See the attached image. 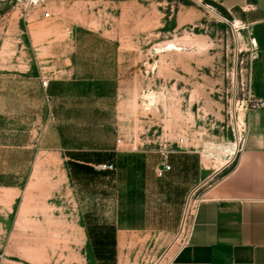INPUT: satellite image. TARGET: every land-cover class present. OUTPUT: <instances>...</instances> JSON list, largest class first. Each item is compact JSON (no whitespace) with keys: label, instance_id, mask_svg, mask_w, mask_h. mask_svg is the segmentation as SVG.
Wrapping results in <instances>:
<instances>
[{"label":"rangeland","instance_id":"obj_1","mask_svg":"<svg viewBox=\"0 0 264 264\" xmlns=\"http://www.w3.org/2000/svg\"><path fill=\"white\" fill-rule=\"evenodd\" d=\"M256 56L212 0H0V264H117V218L141 227L120 260L166 264L208 187L197 158L202 179L242 134ZM109 145L119 167L67 160Z\"/></svg>","mask_w":264,"mask_h":264},{"label":"crops","instance_id":"obj_2","mask_svg":"<svg viewBox=\"0 0 264 264\" xmlns=\"http://www.w3.org/2000/svg\"><path fill=\"white\" fill-rule=\"evenodd\" d=\"M212 1L248 26L257 54L249 93L264 98V0ZM242 131L236 152L202 179L197 158L195 186L209 180L208 187L193 209L188 226L186 223L183 241L172 249L166 264H264V107L244 110ZM66 151L67 160L88 166L115 163L119 167L125 161V154L114 145ZM136 228L141 227L128 225L125 218H117L105 228V232H111L117 264H134L120 258L129 232Z\"/></svg>","mask_w":264,"mask_h":264},{"label":"built area","instance_id":"obj_3","mask_svg":"<svg viewBox=\"0 0 264 264\" xmlns=\"http://www.w3.org/2000/svg\"><path fill=\"white\" fill-rule=\"evenodd\" d=\"M49 15L50 14L47 13V16H49ZM244 26H246V25H244ZM246 28L248 29V26H246ZM252 42L255 45L254 39H252ZM251 80H252V74L250 76V82H251ZM43 84H44L45 87H47L49 85V81L45 80L43 82ZM249 92H250V90H249ZM245 101L247 102V109H249V110L250 109H256V108L264 107V98H255L250 93L248 95V98L245 99ZM242 133H243V131H242ZM239 141H242V134L239 137ZM121 142H122V140L118 139V143H121ZM239 144H240V142H239ZM100 168H102V169H112L113 165L112 164H110V165L105 164V165H101ZM171 169H172L171 164H169L166 161H163L157 168V171H156L157 176L163 177L166 174V172L170 171Z\"/></svg>","mask_w":264,"mask_h":264},{"label":"bare ground","instance_id":"obj_4","mask_svg":"<svg viewBox=\"0 0 264 264\" xmlns=\"http://www.w3.org/2000/svg\"><path fill=\"white\" fill-rule=\"evenodd\" d=\"M239 36H240V39H243L242 33H239ZM237 146H238V143L235 142V143H231L228 145H223L222 148L231 154L235 152Z\"/></svg>","mask_w":264,"mask_h":264},{"label":"trees","instance_id":"obj_5","mask_svg":"<svg viewBox=\"0 0 264 264\" xmlns=\"http://www.w3.org/2000/svg\"><path fill=\"white\" fill-rule=\"evenodd\" d=\"M77 165H79V166H88V165H85V164H77Z\"/></svg>","mask_w":264,"mask_h":264}]
</instances>
